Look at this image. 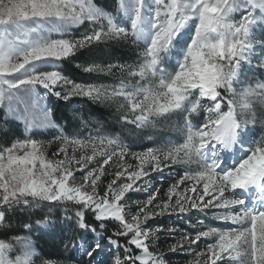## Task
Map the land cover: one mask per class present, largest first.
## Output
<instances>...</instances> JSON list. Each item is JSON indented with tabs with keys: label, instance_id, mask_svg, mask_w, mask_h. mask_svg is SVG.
Returning <instances> with one entry per match:
<instances>
[{
	"label": "snow or ice",
	"instance_id": "snow-or-ice-1",
	"mask_svg": "<svg viewBox=\"0 0 264 264\" xmlns=\"http://www.w3.org/2000/svg\"><path fill=\"white\" fill-rule=\"evenodd\" d=\"M122 4L129 9L127 26L117 20L124 15ZM106 6L111 7L107 0ZM115 12L93 0H0V106H6L0 132L8 136L9 119L29 128L47 123L51 108L43 102L49 97H79L121 101L119 120L136 128L181 115L182 143L128 145L118 135L103 134L102 126L92 135L90 126L100 121L90 114L79 121L88 135L76 128L75 114L67 132L57 129L49 143L57 145L62 159H48L47 145L37 139H15L0 146V225L9 209L50 202L65 206L62 222L51 225L60 230L58 259L70 253L78 258L74 264H172L167 257L177 253L195 257L188 264H264V136L254 138L257 123L264 131V0H119ZM145 22L147 40L135 66L93 63L83 69L118 71L122 78L116 85L76 82L54 66L94 43L135 42L145 35ZM86 23L92 27L78 39L63 38L61 29ZM249 72L261 79L253 75L246 82ZM200 113L206 115L194 125ZM174 166H185L183 175L168 187V199L157 202L148 178ZM182 184L190 187L181 192ZM130 192L148 193L134 202V210ZM193 210L211 212L215 221L231 226L189 222L193 232H181L167 253L153 252L150 241L158 239L157 232L173 237L175 230L151 224ZM110 222L116 227L109 233ZM32 228L23 224L24 230ZM6 239L0 238V264H31V240ZM207 239L212 242L197 251ZM14 245L29 251L17 255Z\"/></svg>",
	"mask_w": 264,
	"mask_h": 264
},
{
	"label": "rangeland",
	"instance_id": "rangeland-1",
	"mask_svg": "<svg viewBox=\"0 0 264 264\" xmlns=\"http://www.w3.org/2000/svg\"><path fill=\"white\" fill-rule=\"evenodd\" d=\"M96 1L93 0V3H95L100 8H102L101 7L102 4L106 5V0H98L99 1V3L97 2L98 4L96 3ZM107 3L111 4V7H109L110 8L109 10H105V11L108 13L112 12L114 15H116L115 7L118 6L119 0H114V1L107 0ZM122 11L124 12V15L118 16L117 20L124 22L125 25L127 26L129 21H130L129 9L122 4ZM236 18L238 19V17H236ZM86 25H88V26L85 28L83 27L84 31L88 30L89 28L92 27V25L86 23V24H82V25L72 26L67 32L64 29H61L60 31H61V33L65 34V36L63 38H70V39L71 38H77L78 39L79 35H74L73 34L74 30L77 29V27L86 26ZM143 27L145 30L144 36H137L135 38V42H132L131 39L125 40L126 42L129 43L128 46L131 48V50L134 51L133 57L131 58L132 63H130L129 65L135 66L140 61V55L139 54H140V52L143 51V45H144L145 41L147 40V27H148V25L146 22L144 23ZM44 30L49 31V29H47V28H45ZM10 35H14V34H10ZM5 38H8V37H5ZM53 38H61V37L54 33ZM108 41H111V40H108ZM103 42H106V41H103ZM99 43H101V42H99ZM17 47H19V44L17 45ZM257 51H259V49ZM253 62L255 63V61H253ZM54 66L56 67L57 70L61 71L62 68L59 67V62H54ZM42 70H51V67H48V68H45ZM169 70H171V69H169ZM253 75H255V79H257V80L261 79L258 72L255 74L252 72H249L248 77L245 78L246 82L252 80ZM74 81H76V80H74ZM118 82H119V80H112L109 78L108 81H106V83H104V84L116 85V84H118ZM91 83H94V82H91ZM239 87L240 86L238 85V90H239ZM55 99H57V98L49 97L43 102L46 107L51 108V114L48 118L47 123L29 128L27 126H24L23 122H16L15 121L16 124L22 125V127H23L22 134L19 135V137L17 136V134L16 135H13V134L9 135L8 134L7 137H4L3 133L0 132V146H9V144L11 142H13L15 139H22V138H26V137H31V138L37 139L38 141L47 145L46 157L48 159H50V160L62 159L63 157L58 156L56 154L57 153V145L55 143H51V144L49 143L55 136L59 135V131L57 130L58 128L63 127V130L65 132H67V130H68L67 125L66 124L65 125H59V123L56 121V119L53 115L52 102ZM77 99H79V100L85 99L86 101H88V99H86V98H79V97H73L72 99L67 100V101L63 100V99H61V100H62V103H66L67 105H70L73 100H77ZM89 101H91V100H89ZM119 102H121V101H114L111 103H100L103 105L105 104V106L108 107L106 109V110H108V112H106V114H107V116H110L111 119L109 118V120L105 123V125H103V122H101L99 120L100 125H92V127L90 126L89 131H91L92 135L96 134V132L94 130L96 127L102 126L101 131L103 134L118 135L121 137L123 143L128 144V145H131L133 142H136L138 144L143 143L144 145L150 146V147H168L171 145H175L177 143H182L183 133L181 132V128L183 127V118L181 115L173 114L166 119L165 118H158L150 126H147L145 128H136L134 125H124L119 120V113L117 111V106H118ZM76 104H77V101H74V105H76ZM0 109L4 110V115L2 118L6 117V106H0ZM75 109L76 108H74L72 111H75V112L77 111L75 114L76 115V117H75L76 128L79 129V131L84 132V135H88L89 131H86V129H80L79 128V121H80L81 117L79 114V110H75ZM72 113H74V112H72ZM257 115L259 116V113H257ZM9 120H11V119H9ZM0 122H1L0 128H2L3 127V119ZM193 124L196 125L194 122H193ZM255 127H256V135L254 138L256 139V136L259 134L264 136V131L261 130L262 126L259 123H257V125ZM14 130H15V128H14ZM51 130H54L55 132L53 133V135H52L53 137L51 136V138L46 136L47 138H49L48 139L49 142H45L44 139L36 136V135L41 134V133L46 134ZM132 150L133 151H140L142 149L139 147H135ZM69 154H71V151ZM243 155L245 156V153L241 152L240 157L242 158ZM127 162L130 164L135 163L131 158H127ZM110 165H111V162H110ZM105 167H106V169L109 170V172L115 171L114 166H111V167L105 166ZM192 167L194 168V166H192ZM184 170H185V166H174L173 168L166 169L163 172L151 174V176L148 178L151 181V185H152V187L149 189V191L159 196V200L157 202L168 199L167 194H166L168 187H170L173 183H175L179 179V177L181 175H183ZM79 178H80L79 173H77V182L79 181ZM111 178L112 177L109 175V176L103 177L102 179H103L104 183H107L108 180ZM138 183H142V181L138 182ZM186 187H190V185H188V184L180 185L179 191L182 192L183 189ZM147 195H148V193H143V192H140V193L130 192L128 194V197H129L128 203L130 205V208L132 210H134V202L137 200L146 199ZM51 207L56 208V210H59L58 212H61V216H63V214H64V207L63 206H61V205L57 206L54 204ZM88 218H91V216H88ZM189 222H191V224H193V225H196L197 227H199L200 222H202L205 226H208V227L227 228V227L231 226L230 224H225V223H222L219 221H215L212 218L211 212H208L207 214H205V213H199V212H196L195 210H193L191 213H189L186 216H179V215L160 216L157 218V220L154 223L151 224V227H153L155 229L158 225H163L165 228V232L168 229H174L175 230V236L170 237V236H166L164 232H157L158 239L154 238L152 241H150V243L155 245V247H153L151 250L153 252L161 253V254L167 253L169 248L171 247V244L175 242V239H177L179 237V234L181 232H193L194 231V229L189 226ZM41 224L44 226H47L48 230H53V228L51 227V225L53 224L52 220L48 219V217H47V219L43 220V222ZM106 227L108 228L109 233H110L112 230L113 231L115 230L116 226L114 223L110 222L106 225ZM45 228H44V230L46 231L47 229H45ZM29 231L35 236L34 227ZM52 235H54V234H51V238H52ZM49 237H50V234L48 235V238ZM120 242L123 243L124 241L121 240ZM210 242H212L211 239L202 240L199 244V247L196 250L197 251L204 250L206 244L210 243ZM17 248H19L18 251H17ZM32 248L30 250L32 252L31 253L32 254L31 264H44L45 261H50V264H57V262L47 259L49 257L47 255H40V257L37 256L38 260H36L34 257L35 252L32 250ZM12 251L15 252L17 255L24 256L25 253L27 251H29V249H25L23 246H17L16 248H13ZM185 251H190V250L185 249ZM54 252H58V249H56V251H52L51 256L54 255ZM76 259H78V258H75V260ZM84 259H86V257ZM167 259L170 260L172 262V264H176V261H182L183 264H188V262L190 260H194L195 257H192L190 255H185L184 253H177L175 255H169L167 257ZM58 264H63V263H58Z\"/></svg>",
	"mask_w": 264,
	"mask_h": 264
},
{
	"label": "trees",
	"instance_id": "trees-1",
	"mask_svg": "<svg viewBox=\"0 0 264 264\" xmlns=\"http://www.w3.org/2000/svg\"><path fill=\"white\" fill-rule=\"evenodd\" d=\"M97 2L99 3L98 0L96 1V3ZM101 7L104 10L110 9L108 6L103 4L101 5ZM87 26L88 25L77 27V29L74 30L73 34L79 35L80 37L83 32L87 31H84V28ZM128 45L129 43L125 40H111L108 42L106 41L96 44L94 43L92 45H89L88 47L81 48L79 51L75 52L73 56L59 61V67L62 68L61 72L64 76L76 80L77 82L106 83L109 78L112 80H119L122 78L119 72L109 75L86 72L83 71V69L93 63L102 65H105L107 63H121L124 65H129L130 63H132L131 58L133 57L134 51H132ZM74 101H77L76 105H74ZM74 108H76L75 110H79L80 117H84V119H87L88 114H90L92 118L98 119L103 122V125H105V123L110 118V116H107L106 114V112H108V110H106L108 107L105 106V104L103 105L89 100L86 101L85 99L73 100L70 105L62 103L61 99H55L52 102V112L59 125L66 124L68 127L69 119L72 118V116L77 112L72 111ZM3 115L4 110L0 109V118H2ZM61 117H63V119H61ZM201 118L202 116H200L196 123L202 122ZM1 120L2 119H0V121ZM8 124L11 129L9 135L17 134V136L19 137V135L22 134L23 127L21 124H16V122L13 120H8ZM54 132V130H51L46 134L41 133L36 136L44 139L45 142H49V138L47 137L51 138ZM261 137L262 135L259 134L258 140ZM53 205L54 204L50 202L41 201L38 203H34L30 207H17L15 209L7 210L6 220L4 224L0 225V238L7 237L6 242H10L14 235L26 236L32 242L33 248H31L35 252L34 257L36 260H38L37 256L40 257V255H47L49 256L47 259L55 261L57 262V264H70L69 258H71L72 262L74 263L75 258L71 257L70 253H65L64 257L58 259L61 249V246L57 243L60 236L59 227H56L53 230H48L47 226L41 224L43 220L47 219V217L48 219L52 220L53 224H58L59 222H61V212H58L59 210H56V208H52L51 206ZM61 206L65 207L64 205ZM36 221H41V223L36 224ZM88 221L91 223L92 218H88ZM24 223H31L33 225L35 229V236L29 230L23 229ZM44 228L47 230L45 231ZM49 234L50 237L48 238ZM51 234H54L52 235V238ZM16 247L17 246L14 245L13 248ZM56 249H58V252H54V255L51 256L52 251H56Z\"/></svg>",
	"mask_w": 264,
	"mask_h": 264
},
{
	"label": "bare ground",
	"instance_id": "bare-ground-1",
	"mask_svg": "<svg viewBox=\"0 0 264 264\" xmlns=\"http://www.w3.org/2000/svg\"><path fill=\"white\" fill-rule=\"evenodd\" d=\"M245 155H246V153H245ZM240 158H241V157H240ZM242 158H244V155L242 156ZM242 158H241V159H242ZM238 162H239V160H236V163H238Z\"/></svg>",
	"mask_w": 264,
	"mask_h": 264
}]
</instances>
